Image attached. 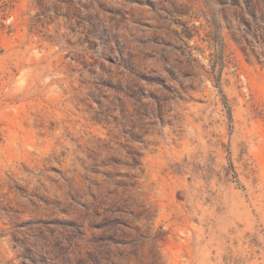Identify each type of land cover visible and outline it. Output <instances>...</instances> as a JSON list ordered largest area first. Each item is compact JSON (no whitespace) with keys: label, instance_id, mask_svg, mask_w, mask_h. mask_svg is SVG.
Segmentation results:
<instances>
[{"label":"rangeland","instance_id":"obj_1","mask_svg":"<svg viewBox=\"0 0 264 264\" xmlns=\"http://www.w3.org/2000/svg\"><path fill=\"white\" fill-rule=\"evenodd\" d=\"M0 264H264V0H0Z\"/></svg>","mask_w":264,"mask_h":264}]
</instances>
